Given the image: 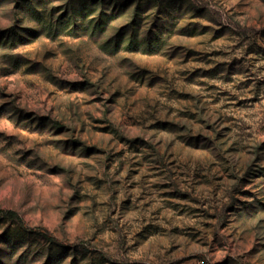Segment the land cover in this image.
I'll list each match as a JSON object with an SVG mask.
<instances>
[{
	"label": "rangeland",
	"instance_id": "1",
	"mask_svg": "<svg viewBox=\"0 0 264 264\" xmlns=\"http://www.w3.org/2000/svg\"><path fill=\"white\" fill-rule=\"evenodd\" d=\"M0 264H264V0H0Z\"/></svg>",
	"mask_w": 264,
	"mask_h": 264
}]
</instances>
